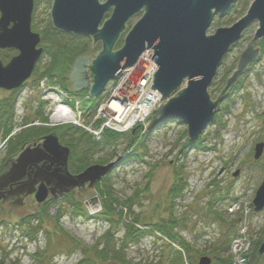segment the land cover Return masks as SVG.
Instances as JSON below:
<instances>
[{
  "label": "rangeland",
  "instance_id": "rangeland-1",
  "mask_svg": "<svg viewBox=\"0 0 264 264\" xmlns=\"http://www.w3.org/2000/svg\"><path fill=\"white\" fill-rule=\"evenodd\" d=\"M106 1L100 0L102 4ZM254 1L237 0L230 13L224 17L218 15L214 18L207 35L210 36L218 28L231 27L247 13ZM35 6L32 27L34 26L38 30L35 32L39 33L48 29L46 21L50 18L53 0H42V3L39 2ZM141 16L142 13L134 16L127 23V31L117 42L114 51L120 50V43ZM106 18L109 20V15ZM104 23L105 20L98 29ZM258 28V21L250 25L218 69L213 85L208 91L211 100L215 102L225 90L216 108L218 112H215L211 124L206 128L207 132L199 138L200 148L194 149L192 146L187 153L181 152V146L184 144L189 146L190 142L187 126L179 120H171L159 125L154 133H145L147 124L153 119V113L143 115L144 122H138L134 127L127 128L125 134L120 135V139L116 141L117 145L107 146L106 139L100 140L106 138L107 134L116 133L113 125L106 123L113 114L106 117L96 115L98 120L94 127L90 128L95 117L88 123L87 128L78 131L79 137L87 129L86 132L100 141L90 143L88 134L87 138L86 136L82 138V141H77V136L61 138L62 145L68 147L71 152L68 170L73 176L81 174L79 172H84L94 165L114 163V167L94 186H90L88 182L82 188H75L73 193L56 199L48 197L45 205H42L44 202L39 203L35 196L27 198L22 202L23 205L16 209L0 204V264H79L84 258L91 260L95 257L96 246L99 245V250L102 248L107 231L113 236L109 237L111 245L114 244L117 249L123 248L127 264H146L155 257L158 260L163 249L168 252L171 248H175L184 252L177 244L154 229L158 219H167L171 214L182 220L175 231L195 244L196 258L201 254L214 261V249H219V245L233 241L238 233L248 236L251 240L252 253L249 255L252 258L255 250L261 245L259 243L264 241V210L255 213L254 202L252 203L257 188L264 180V153L260 159H254L256 143L264 140V55L263 57L259 55L247 75L240 79L241 82L239 80L241 83L239 87L231 90L226 86L228 78L237 70L240 54L246 47L252 45L261 53L258 41L253 40ZM64 35L68 34L64 32ZM75 42L86 50L81 56H91L95 59L102 51V43L95 42L94 45L91 37L76 39L68 44L73 45L72 43ZM64 43L63 39L60 42L56 41L58 46ZM15 55L14 50L0 51V59L7 63ZM48 61L49 55L45 53V58L37 66L35 75L22 92L13 95L0 91L1 102L11 101L12 98L18 101L12 122V131L15 129L13 132H17V138L21 140L18 141L17 146L23 142L38 143L36 141L38 137L24 140L30 138L31 132L34 131L23 129L21 122L23 114L31 118L34 116L37 118V112L45 115L47 97L45 102L41 103V91L49 89L60 91L62 78L70 88V71L61 73L62 77L40 76L49 68L51 61ZM142 61L140 60L133 73H128L130 69H123L118 74L123 76L118 78L116 85L109 82L112 89L106 87L111 94L107 95L105 104L109 105L112 102L118 86L122 85L119 92L124 94L127 86L140 85L147 72L143 67L148 63L147 60L141 63ZM91 63L92 60L90 65ZM126 74L128 76L124 78ZM139 76H142L141 79ZM79 95L85 97L86 94L83 92ZM52 96L48 105L55 108L57 106L55 98L65 103L68 101L60 93ZM91 104L92 102H87V106ZM37 105H39L38 111L35 109ZM146 109L150 111L152 106L150 108L145 106L144 111ZM104 120L106 124L103 123ZM38 121L42 122L39 118ZM45 123L48 128L59 125V122H52L51 119L44 121L42 125L36 126L38 134L47 131ZM7 134L5 128L0 130V146L4 144ZM6 147L4 145L0 148V167L1 162L3 166L8 159L4 155ZM75 151H81L83 155L77 156ZM130 159L133 160L127 164L126 161ZM80 165L85 166L83 170L79 169ZM237 172H240V175L236 178L232 177ZM180 182L186 184V189L170 209L169 190ZM108 187H112L110 192L120 199L119 202L112 204L111 208L116 215L111 214V216L107 215V209L103 207L101 199V196H106ZM130 198L135 201L132 213L123 204ZM242 201L251 204V223L246 208L236 215L228 211L230 205L235 206ZM102 214L105 216H101ZM109 218L113 219L112 222L108 220ZM242 224H250L245 232ZM132 227H136L138 232L135 233ZM85 250L88 251L86 255L83 254ZM224 256L222 255V259ZM196 260V263L200 261L199 256ZM230 260L233 264L232 259ZM261 261L264 262V259ZM213 263L216 264L215 261ZM97 264L120 263L108 258L106 261H98Z\"/></svg>",
  "mask_w": 264,
  "mask_h": 264
},
{
  "label": "water",
  "instance_id": "water-1",
  "mask_svg": "<svg viewBox=\"0 0 264 264\" xmlns=\"http://www.w3.org/2000/svg\"><path fill=\"white\" fill-rule=\"evenodd\" d=\"M99 1H54L52 14L57 29L91 37L94 45L95 42H102V51L95 59L84 56L75 62L70 73L73 90L90 87L92 96H100L124 67L134 65L144 49L153 48L155 54L152 60L158 63V71L152 90L158 91L159 96H167L181 86L182 79L189 80L178 97L171 98L157 110L148 129L180 119L187 126L189 138L196 141L211 124L225 90L215 102L211 100L208 86L213 83L224 56L256 21L259 28L254 42L264 38V0H255L244 17L229 28H218L210 36H207V31L214 18L226 16L236 0H107L103 4ZM6 7L16 8L8 0H0V10ZM32 8L33 0L20 1L23 19L17 23V28L28 39V45L23 44L17 32L8 29L11 20L3 18L0 22V48L20 51V55L6 68L0 64V75H4L0 76V88L12 90L20 87L31 77L42 54V49L37 50L40 37L32 33L30 27ZM110 9H113L112 17L102 29H98ZM140 13L142 16L131 28L123 47L114 51L118 39L125 32L126 23ZM259 54V50L252 45L244 50L237 70L227 80V89L257 60ZM7 74L10 77L6 78ZM263 152L264 143L258 144L255 159H260ZM70 153L69 148L60 144L56 134L44 137L39 145L28 147L13 163L10 174L0 176V200L7 197L6 191L11 185L27 190L29 194L34 193L37 201L43 203L50 192L57 197L82 188L88 182L94 186L114 167V163L94 165L73 176L68 170ZM238 175L239 172L235 173V176ZM254 204L257 212L264 208V183ZM263 252L264 244L260 248V253ZM199 264H212V260L203 257Z\"/></svg>",
  "mask_w": 264,
  "mask_h": 264
},
{
  "label": "trees",
  "instance_id": "trees-1",
  "mask_svg": "<svg viewBox=\"0 0 264 264\" xmlns=\"http://www.w3.org/2000/svg\"><path fill=\"white\" fill-rule=\"evenodd\" d=\"M44 31L45 32H42L43 34L42 42H44V44H48L45 53L49 55V59L51 63H50L49 68L45 71L46 73L44 72L40 76L41 77H45V76L62 77L61 73H64V72L68 73L71 70V67L74 64V61L76 60V58L86 52L85 48H83L80 45H77L76 42L72 43L73 45L68 44V43L74 42L76 39H80L81 37L76 38L75 36L64 35V33L54 32L52 31V29H47ZM62 39L65 40V43L62 46L60 45L58 46L56 44V41L59 40L60 42L62 41ZM66 39H69L71 41H67ZM262 47L264 50V42L262 43ZM61 85L62 87L64 86L63 87L64 89L69 90L63 78L61 81ZM14 108L15 106L12 100L0 103V130L4 129L3 127H1V125L4 124L3 122H5L7 125L12 126V122L14 118V110H15ZM38 113L40 115L39 118L42 121H45L46 118L43 115H41L40 112ZM5 130L8 133L11 130V128H5ZM30 131H34V133L31 132L32 136L24 140H31L32 138H37L40 136V134L37 133L36 128L30 129ZM59 133H60L61 138H64L66 136L76 137L78 135V129L74 127H69V128L63 129ZM184 134L186 133L184 132ZM84 135L87 136V134L83 133V136L82 137L77 136L76 140L82 141V138L84 137ZM118 137L119 135H115L113 133L107 134L105 138L106 139L105 145L107 146H110L113 144L117 145L116 141L119 140ZM18 139L21 142L20 138ZM76 154L77 156H80V154L83 155L81 151H77V152L75 151V155ZM132 160L133 159L127 160L126 161L127 164L131 162ZM81 163L84 164V162L82 161ZM84 167H85L84 165H81L79 166V169L82 170ZM110 188L112 187H108L107 194L106 196L104 195L105 197L101 196L103 207L107 209L108 216H111V214L116 215L111 207L113 203L119 202L120 200L117 196H115L114 194H112V192H110ZM185 189H186V184L184 182L176 183L172 186V188L169 190V195H168V201L170 202V206H171L170 209H172V204L174 205L176 201L178 200L177 198L182 196ZM138 193H140L139 190H138ZM123 204L130 211V213L133 212L132 206L135 204V201L132 198L126 200V202H124ZM101 216H105V214H102ZM108 220L112 222L113 219L109 218ZM136 221H139V219H136ZM181 221L182 220H180L179 217L171 214L170 216L167 217V219L166 218H162L160 220L158 219L157 222L154 224V227H155L154 229L157 232L161 233L163 236L167 237L173 243L177 244L185 253L175 248H171L168 252L164 251L163 249L160 252L161 255L158 260H156V257H155L154 258L155 261L154 260L147 261L146 264H197L196 259L198 258V256L200 257L201 254L198 255L197 258L195 257V253H196L195 252L196 249L194 248L195 244L191 243V241H188L185 237H183L181 233L175 231V229L177 228L178 224L181 223ZM134 224L137 225L138 223H134ZM132 229L135 233L138 232V229H136V227H132ZM127 231H128V228H127ZM139 233L142 234L141 232ZM109 237L112 238L113 236L111 232L107 231L104 236V244L102 245V248H100L99 250L98 249L99 245L96 246V249L94 251L95 257L91 258V260L89 258H84L82 261H80L79 264H97L98 261H106L108 258H111L112 260H115L119 262L120 264H127V261H125L126 254L123 253L124 251H122L123 248L121 250V249H117V247L114 244L111 245ZM141 237H143V235H141ZM218 247L219 249H214L213 251L215 254L214 256L215 263L216 264H231V260H230L231 258L229 256H224L227 254L229 250L230 242L228 241L225 244H222L221 246L219 245ZM87 253L88 251L85 250V255ZM198 253L200 252L198 251ZM222 255L224 256L223 259H222ZM258 262H259V253L257 250H255L250 264H259Z\"/></svg>",
  "mask_w": 264,
  "mask_h": 264
},
{
  "label": "bare ground",
  "instance_id": "bare-ground-1",
  "mask_svg": "<svg viewBox=\"0 0 264 264\" xmlns=\"http://www.w3.org/2000/svg\"><path fill=\"white\" fill-rule=\"evenodd\" d=\"M9 3H11L12 5H14L16 8H11V9H8L7 7L2 10H0V22L3 18L5 19H9L11 20L10 21V24L8 26V29H11V31H14V32H17V34L20 35V37L22 38V42L23 44H26L28 45L29 41L28 39H26V37L23 35L22 32H20L17 28V23H21L22 22V15H21V10H20V1L21 0H8ZM54 1L53 0V5H54ZM39 2L42 3V0H33V8H32V14L31 16H35V12H34V8L36 7L35 5L38 4ZM100 4H102L100 1H99ZM99 4V5H100ZM253 4V3H252ZM251 4V5H252ZM251 5L249 6V8H251ZM248 8V10H250ZM52 10H53V7L50 11V18L47 22L48 24V29H52V31L54 32H58V31H61L59 29L56 28L55 24H54V18H53V14H52ZM247 10V12H249ZM112 11V12H111ZM112 14H113V9H110L107 13H105V15L103 16V19H102V22L100 25H102L103 21L105 20V22L108 20L106 18L107 15H109V19L112 17ZM141 14V13H140ZM247 14V13H246ZM245 14V15H246ZM244 15V16H245ZM243 16V17H244ZM241 19V18H240ZM239 19V20H240ZM104 25V24H103ZM30 27H31V31L34 28V26L32 27V24H30ZM103 26H101L99 29H102ZM127 23L125 25V32H123L120 36V38L118 39V42L122 39V35L124 33H126L127 31ZM67 33L68 35H71V36H75L74 33H69V32H65ZM215 32L213 34H210V35H214ZM208 36V35H207ZM126 39V38H125ZM125 39L122 41V43H120L121 45H124V42H125ZM264 39V38H263ZM254 40V38H253ZM259 41V40H258ZM264 41H262L261 43H259V45H261ZM98 43V42H97ZM102 43V42H100ZM248 48V47H247ZM233 48H231L229 50V52L232 50ZM0 51H7L6 49H3V48H0ZM229 52L224 56L223 58V61H222V64L224 63V61L226 60L227 58V55L229 54ZM155 54V50L153 48H147V49H144L142 54L139 56V58L133 63L134 65L132 66H126L124 67L123 69H131L135 66L136 63H139L140 64V60H143L141 63H143L145 60L148 61L147 65H144L145 67V70L147 71L146 74L148 76V74L150 73V75L148 76V78L145 79V82L147 81V84L149 86V89L151 90V98H150V101L148 103V105L146 106L147 108H150L152 106V109L149 111V110H145L144 113L145 115L146 114H149V113H153V117L157 114V111H154V109H159L162 105H166L168 103V101L171 99V98H174V97H178L180 95V93L188 86V78H185V79H182L181 80V83L178 87V89L176 88L172 93H170L169 95L167 96H164V95H160L159 96V92L158 91H155V90H152V86L154 85V77H155V73L158 71V63H156L155 61L152 60V57L154 56ZM242 54V53H241ZM241 54H240V57H241ZM15 57H18V55L16 54ZM239 57V59H240ZM0 64L2 65V67L6 68V66L8 65V63L3 60V59H0ZM0 76H4V75H0ZM117 76V75H116ZM123 75H118L114 80L112 81H116L117 78L119 77H122ZM217 76V75H216ZM10 77V75L7 74L6 78ZM215 79V78H214ZM241 79V75L240 77L237 79V81L235 82V84L230 88L231 90L235 89L236 87H239L241 84L239 83V80ZM111 81V82H112ZM70 82V81H69ZM213 84H210L208 86V91H209V88L210 86H212ZM74 84L73 83H70V87H73ZM122 87L121 86H118L115 90L116 94L114 95V97L112 98V102L107 105L105 104L104 106L101 107V110L105 113V115H107L108 113L110 114H113V122L115 123V126L119 125V126H122V122L124 120V118L128 115V106H127V101L129 100L130 97H132L133 93L136 91V89L134 87H131V86H127V90L126 92L123 94L122 92H119V88ZM122 95H118V94H121ZM108 94H111V92L105 87L102 94L100 95V97H106ZM232 94H230L231 96ZM105 101L106 98H105ZM1 103V101H0ZM134 103V102H133ZM132 103V104H133ZM73 108V109H72ZM138 108H141V106L139 105ZM59 109L61 110L58 114L56 113L55 115H53L52 119L55 121V122H59L62 120L63 117H69V112H70V109L73 111V113L75 115H77L79 113L78 110H82L80 108V106L78 104H76L75 106H70L68 104H66L65 102H62L59 106ZM216 112H218V109L215 110ZM15 112V110H14ZM72 113V114H73ZM73 114V118L71 120H62V121H70V125L72 127H76L78 122L75 121L76 119V116ZM115 115V116H114ZM134 116H137L138 118H140V120L143 121L142 119V116L143 114H141L139 111H135V115ZM96 120H98L96 117L94 118ZM179 121H181L180 119H178ZM152 122V121H151ZM150 123H148V127L150 126ZM4 124L1 125V127L3 128H11L12 126L11 125H7L5 122H3ZM159 126V125H158ZM157 126V127H158ZM61 129L63 130L62 126H60ZM148 127L145 128V133H154L155 128H152V129H148ZM144 131V130H143ZM207 132V129H204L201 134H205ZM188 140L189 141H192L189 137H188ZM198 141H201V139H199ZM199 142H193L192 146L196 147V148H200L201 147V144H197ZM112 146V145H110ZM192 146H188L187 144L185 145H182L181 146V152L185 151L186 153L188 152V150L190 151ZM13 167V163L8 167V168H3L2 166L0 167V176H3V175H6L9 173V171L12 169ZM45 169V168H44ZM46 170V169H45ZM11 172V171H10ZM49 173V171L47 172ZM10 174V173H9ZM20 185H22L21 183H19ZM54 186V185H53ZM9 195L11 196V199H13L14 201H21L22 200V196H24L23 193L27 194V195H30L29 193H27L28 191L27 190H20L18 189L17 187H13V186H9ZM24 191V192H23ZM7 198V197H6ZM5 198V199H6ZM1 208V207H0ZM85 255V251L83 253ZM157 260V259H156ZM155 261V259H154Z\"/></svg>",
  "mask_w": 264,
  "mask_h": 264
},
{
  "label": "built area",
  "instance_id": "built-area-1",
  "mask_svg": "<svg viewBox=\"0 0 264 264\" xmlns=\"http://www.w3.org/2000/svg\"><path fill=\"white\" fill-rule=\"evenodd\" d=\"M144 68L145 67H143V69ZM133 71H134L133 69H130V70H128V73L129 74L133 73ZM127 76H128V74L124 75V78ZM148 76H149V74H148ZM148 76H147V74H145V76H143L144 80L141 81L140 85L132 84L133 87L136 89V91L132 95L133 98H129V100L127 101L128 115L124 118V120L122 122V126H119V125L115 126V123L112 121L113 117H111L110 120L107 119V122H106L107 124H112L113 128H115V129L126 130L127 128L131 127L132 125H134L138 122H142V120H140V118H138L137 116H134V115H135V111H139L141 114L145 115L144 108H145V106H147V104L149 103L150 98H151V93L148 92L149 86L147 84V81L145 82V79L148 78ZM141 77L142 76H140L139 78L141 79ZM119 90H120V88H119ZM139 105L141 106V108H138ZM72 113H73V111L70 109L68 118H71V119L73 118L74 113L73 114ZM97 115L99 117H106L107 115H112V114L105 115L104 113H102V110H100ZM75 116L77 117L78 114ZM65 118H67V117L65 116ZM143 118H144V116H142V119ZM235 251L242 253V249H241V247H238V245L235 247ZM244 262H245V259H243L241 256L237 257V264H244Z\"/></svg>",
  "mask_w": 264,
  "mask_h": 264
},
{
  "label": "flooded vegetation",
  "instance_id": "flooded-vegetation-1",
  "mask_svg": "<svg viewBox=\"0 0 264 264\" xmlns=\"http://www.w3.org/2000/svg\"><path fill=\"white\" fill-rule=\"evenodd\" d=\"M252 66H254V64ZM23 149H24V146L20 147L19 151H14V152H11L9 149H7L6 153L4 155H5L6 159L7 158L8 159H7L6 163H4L3 166H2L3 162H1V166L3 168H8L14 162V159L18 158V156L21 154ZM7 156H9V157H7ZM6 192H8L6 200L5 201L4 200L0 201V204L8 205L9 207H12V208H15V209L19 208L20 206H22L23 205L22 202L25 201L27 198H31V197L34 198V195H27V194L23 193L24 196H22V200L21 201H14L13 199H11V196L9 195L10 190L8 189ZM12 214H14V213L12 212ZM260 255H261V259L264 258V253L260 254Z\"/></svg>",
  "mask_w": 264,
  "mask_h": 264
}]
</instances>
